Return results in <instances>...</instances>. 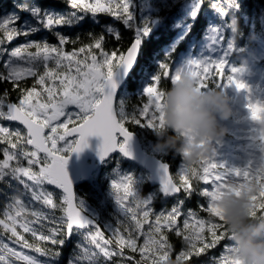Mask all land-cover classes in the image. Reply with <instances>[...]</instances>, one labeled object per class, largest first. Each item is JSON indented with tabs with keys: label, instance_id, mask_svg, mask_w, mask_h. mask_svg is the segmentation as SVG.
<instances>
[{
	"label": "snow or ice",
	"instance_id": "obj_1",
	"mask_svg": "<svg viewBox=\"0 0 264 264\" xmlns=\"http://www.w3.org/2000/svg\"><path fill=\"white\" fill-rule=\"evenodd\" d=\"M66 5V10L57 11L41 7L36 0H14L10 10L0 12V58H4L0 83L10 82L13 90H18L16 101L9 99L8 89L0 95V120L23 125V130L0 125V144L4 145L0 148L3 155L0 183L12 192L10 196L5 194L7 203L0 213V264H56L61 255L60 247L74 230L82 239L76 242L68 264H110L114 255L125 257V248L140 253V258L129 256L116 260L115 264H127V261L167 264L169 260L175 264H238L231 256L233 241L224 215L214 201L224 195L222 190L236 196L247 191L251 214L264 215V163L256 168H237L226 173L219 170L220 166L213 159V149L201 156L202 171L184 162L177 172L179 182L173 179L168 165H162V191L165 198L174 196V202L170 208L158 212L152 207V197L145 198L136 192L134 176L120 173L117 167L114 174L119 179H112V190L124 219H119L118 227H109L110 237H106L99 224L82 215L80 200L79 204L74 203V184L67 163L71 153H79L89 146L90 136L102 137L99 147L102 160L117 149L132 155L128 145L133 133L125 126L126 121L154 130L164 126V88H158L162 78L171 85L181 72L187 71L201 88L210 87L209 81L211 87L234 84L237 89L247 88V83L236 75L243 67L233 66L230 59L233 52L242 51L233 35L235 17L239 21V36H244L237 15L241 3L239 0H207V3L206 0H66ZM173 9L176 14L169 22V17L161 13ZM22 12L28 15L22 16ZM101 13L111 16L113 22L102 24L100 33L89 31L87 43L79 34L72 36L56 30L60 26L81 25L86 18L100 24L98 14ZM201 13L208 17L201 38L193 37L187 49L177 56V48ZM259 15L264 16V8ZM244 20L247 24V19ZM115 21L134 33L131 45L119 54L115 48L105 49L106 34L118 42L123 39ZM160 28L180 31L153 52L148 65L141 67L136 91L146 94L147 101L128 111L125 97L131 94L128 89L131 70L142 42L151 39ZM41 30L52 31L57 43H50L47 38H32ZM225 30L231 33L226 42ZM18 36H24L25 42L11 49L3 46ZM68 43L73 45L71 50H65ZM225 65L229 74L221 82L217 77ZM27 78H32L31 86H27ZM22 81L25 84L22 85ZM118 90L121 96L114 107ZM247 107L251 118L264 125V103L250 102ZM144 116L148 117L146 123L140 119ZM185 135L190 143H196L194 135ZM261 135L264 138V129ZM69 136L72 139H68ZM59 142L63 143L58 146ZM205 143L201 140L199 146L204 147ZM201 181L204 182L202 188ZM46 183L63 190L64 204L53 202V193L44 187ZM25 196L30 197L28 203ZM130 196L132 206L128 203ZM194 197L206 198V203H198L197 208L207 216L199 215V211L191 207L185 210ZM31 201H40L52 209L60 207L63 215L50 217L49 213L33 208ZM152 216L154 220L149 223ZM45 221L47 223H43ZM145 224H148L147 230ZM25 234H30L34 241L30 242ZM169 234H174L180 244L175 259L171 256L174 244ZM141 238L142 244L138 243ZM221 241H224L223 252L218 257H209L207 261L199 259ZM49 243L51 247L47 246ZM113 243L116 248L111 247ZM22 249H31L48 259L41 260ZM191 257L197 259L191 260Z\"/></svg>",
	"mask_w": 264,
	"mask_h": 264
},
{
	"label": "trees",
	"instance_id": "obj_2",
	"mask_svg": "<svg viewBox=\"0 0 264 264\" xmlns=\"http://www.w3.org/2000/svg\"><path fill=\"white\" fill-rule=\"evenodd\" d=\"M36 2L41 7L51 8L57 11H64L66 10V7H67L66 0H36ZM239 2L241 3V10L240 12L237 13V15L240 17V27L244 32V36L243 37L238 36L236 38V43L237 45L240 46L242 51L234 53L232 57H230L231 63L235 67H239L243 63L244 59L248 57L250 52L256 51V47H258L257 46L258 44L256 40H253V37L261 36L264 30V22H263L264 16L259 15L260 9L264 8V0H239ZM13 3H14V0H0V12H2L4 9L10 10L13 7ZM206 3H207V0H206ZM21 15L27 16L28 13L22 12ZM161 15L168 16L169 22H171V17L175 15V10L173 9L171 12L163 11ZM230 15H231V12L229 13V17H227L228 19H230ZM98 16L100 17V24H94L86 18V21L82 23L81 25H77L72 28L60 26L56 30L62 31L65 34L72 35V36L79 34L81 37V40L87 43L89 42L88 37H87V33L89 31L100 33L102 30L101 29L102 24L113 22V18L107 14L101 13V14H98ZM244 18L247 19L248 21L247 24L245 23ZM114 23H115V26L120 28L123 39L118 42L114 39V37L106 34L105 49L112 50L115 48L118 50V54H119V51H126V49L131 45L134 33L132 30L125 28L121 22L115 21ZM206 23H207V17L204 16L203 13H201L199 18L195 22L191 32L188 34L186 39L182 43H180L179 47L177 48L176 50L177 56L181 52H184L187 49L188 44L192 40L193 37H196L197 40L201 38L203 28L206 25ZM179 31L180 29L172 30V29L160 28L154 31L151 39H147L144 42H142V45L140 48V57L138 61V66L132 72V75L128 79V89H129V92L131 93L130 95L125 97L126 108L128 111H131L134 106H142V104L147 101L146 94L141 95L140 93L136 91L138 87L137 82L140 79L141 67L148 65L153 52L161 49L164 45L169 43ZM227 34H231L230 30L228 31ZM32 38H35V39L47 38L48 42L57 43V38L52 34V31H49V30H41L40 32L34 34ZM24 42H25V37L18 36V37H14L12 41L6 42V44L3 46L11 49ZM64 47H65V50H71L73 45L71 43H68ZM160 55L163 56V53L161 52ZM2 61L3 59L1 60L0 58V64ZM260 66L264 68V62H262ZM219 71L221 74L219 77H217V79H220L221 82H223V78L229 74L228 66L225 69L219 70ZM162 81H163L162 85H158V88L163 87L165 89L170 86L169 81L163 80V78H162ZM32 83H33L32 78H27L26 80L27 86H31ZM21 84L23 85L25 84V82L22 81ZM209 86L210 87L212 86L211 81H209ZM5 89L9 90V99L11 101H16L17 96H18V90H13L12 84L10 82L0 83V95L3 94V91ZM120 96H121V93L119 95L118 101L120 99ZM140 119L142 123H144L143 117H140ZM9 124L12 127L18 126V125H14L11 123ZM71 126L72 125L70 124V127ZM125 126L131 132L137 134L140 140L143 137L147 139H152V140L157 139V138H153L152 135H149L148 131L144 128V126L136 125L132 123L131 121H126ZM149 133H154V131L150 130ZM3 146H4L3 144H0V148H2ZM155 156L156 158L163 161L164 163H167L170 166L171 174L173 178L175 180H178V176L176 175V173L178 169L181 167V165L184 164L183 157L180 154H177L174 150H161L159 153H156ZM120 157H121L120 155L114 156L112 159L108 161V163H104L101 167L98 168L97 172L98 171L101 172L98 177L94 178L95 176H93L91 180L85 181L80 186L76 187L77 202L79 203V200L82 199L86 201L93 210H97L101 213L99 218H95L93 216L91 217L100 225L101 229L105 232L106 237H110V235H109L108 230L106 229V222L103 220V215L110 219L113 217H116L115 213L117 212L115 211V207L113 203L110 202L109 199L107 200V198H108V193L111 190L112 179H114V177L116 176V174H114L113 169L118 164V160L122 159V157L121 158ZM2 158H3V155L2 153H0V159ZM119 164L121 165L122 169L126 167H132V168H135V171L138 173L143 172V169L137 167L134 164L124 162V161L119 162ZM193 166L197 169L196 165H193ZM148 182H149V179L144 184H142L141 194H143V192L150 193L151 191H153L161 199L157 201V203L159 204V208H165V207L170 208L174 202V197L165 198L163 195L160 194V191L158 189L159 187L152 186ZM193 183L195 185V181H193ZM48 186H49L48 188L54 193L53 199L55 200V203L58 205L64 204L65 203L63 201L64 194L52 188L49 184ZM200 186L202 188V184H200ZM5 194L10 196L12 195V192L10 189L6 187L5 184L0 183V213L3 212L4 206L7 203ZM257 199H260L259 195ZM198 203H206V198L194 197L185 206V210L188 207L198 210L197 208ZM198 211H199V215L207 216V214L204 213L202 210H198ZM52 212H55V216L57 217L63 215V210L60 207L55 208L54 211ZM75 232L76 231L74 230V233H73L74 235L72 234L70 238L66 239L65 244L60 247L61 255L56 260L57 264H68L69 257L73 254V249L76 246L77 237H78L77 234H79L78 232L76 233ZM26 237L29 239L30 242L34 241L35 239L31 237L30 235ZM169 239L174 244V250L171 256L173 259H175L176 255L178 254L180 250V244L174 234H169ZM223 244H224V241H221V243L217 245L215 248L208 250L206 254H201L199 259L201 261H207L209 257H212V256L218 257L223 252ZM113 245L115 248L117 247L115 243H113ZM47 246L51 247V244L49 243ZM124 251H125V257L114 255L111 259L110 264H115L116 260L125 259L126 257H129V256H135L136 259L140 258V253L138 252L132 253L127 248H125ZM190 259L196 260L197 258L191 257ZM127 264H134V261H127ZM185 264H188V262H185Z\"/></svg>",
	"mask_w": 264,
	"mask_h": 264
},
{
	"label": "clouds",
	"instance_id": "obj_3",
	"mask_svg": "<svg viewBox=\"0 0 264 264\" xmlns=\"http://www.w3.org/2000/svg\"><path fill=\"white\" fill-rule=\"evenodd\" d=\"M234 37L240 33L238 18L233 17ZM242 90V89H241ZM164 126L155 129L157 150H174L190 166L213 150V142L222 139L228 129L222 121L233 115L231 97L224 88H201L187 71L163 89ZM186 133L194 135L190 143ZM205 141L204 147L199 141ZM214 201L224 215V223L232 237L231 256L238 264H264V215L251 214L249 193L236 196L226 190ZM167 264H175L169 260Z\"/></svg>",
	"mask_w": 264,
	"mask_h": 264
},
{
	"label": "rangeland",
	"instance_id": "obj_4",
	"mask_svg": "<svg viewBox=\"0 0 264 264\" xmlns=\"http://www.w3.org/2000/svg\"><path fill=\"white\" fill-rule=\"evenodd\" d=\"M174 10H175V14H176V9H174ZM207 19H208V17H207ZM263 22H264V20H263ZM228 31L229 30H225V42L227 41L228 37L231 35V34H227ZM253 40L257 41L258 47H256V51L250 52L248 57H246L244 59L243 63L239 66V67H243L244 70L242 72L236 74L237 78L244 80L248 85L247 88L242 89V90L246 91L245 99L242 103V106L245 108V111H241L240 108H238L236 106V102H237L236 101V95L232 94L229 91L230 85L227 87H223L227 91L228 95L231 97V104L233 107V115L228 120L222 121V124L227 127L228 131L222 139L213 142V147L215 149V155H214L213 159L220 166L219 170L226 172V173L232 172L234 169H237V168H240V169L256 168L260 164L264 163V138H262V135H261V129H264V125H262L260 122L255 121L251 118L250 111L247 107V105L250 102H252V103H255V102L264 103V68H262L260 66L261 63L264 62V30H263V33L261 36L253 37ZM234 53L235 52H233L232 55ZM81 55H83V54H81ZM97 58L100 59L98 50H97ZM2 59H4V58H1V60ZM2 66H3V61L0 64V70H3ZM227 66L228 65H225L224 69ZM209 71H211V69ZM254 73H255V75H254ZM231 86H235V85L233 84ZM247 91H251V94L247 95ZM151 110L152 109L150 108L149 111L151 112ZM147 118H148L147 116L143 117L144 123L147 122ZM61 119H63V118H61ZM9 123L10 122L7 120H0V125L12 127ZM13 127H19V126H13ZM69 127H70V125H69ZM144 128L148 131L149 135H152L153 138H157L154 129L149 128V127H145V126H144ZM150 130H153L154 133H149ZM62 143L63 142H59L58 146ZM156 143H157V139L152 140V139H147L144 137L141 138V144H142L143 151L145 153H147L148 155H151L155 158H156L155 154L159 153L161 151V150L156 149V147H155ZM65 154L68 155V153H65ZM122 161L126 162L125 159H123V158L119 159L118 164L114 167V169H116L118 167L120 173L132 174L136 180V184H135L136 192L141 196L143 195V197H145V198L152 197V207H153L154 211L158 212L159 210H161L162 208H159V204L157 203V201L161 200V199L159 198V196L155 192H153V191H151L150 193L149 192H146V193L143 192V194H141V192H142L141 186L146 181H148L149 174L147 172H145L144 170H143V172L138 173L135 171V168H132V167H126V168L122 169L121 165L119 164V162H122ZM201 163L202 162L199 161V163L196 164L198 171H202V168L200 167ZM182 167H183V165H181V167L178 169L177 172H179ZM114 169H113V171H114ZM100 173L101 172L98 171L94 175L95 176L94 178L98 177L100 175ZM176 175H177V173H176ZM114 179H119V176L116 175L114 177ZM179 180H180V178L178 176V180H175V181L179 182ZM259 183L260 182L258 181L257 187H258ZM200 184H202V187L204 186L203 181H201ZM44 187L48 191L52 192L48 188L49 187L48 183H46L44 185ZM158 189L160 191V188H158ZM160 194L163 195L161 193V191H160ZM255 194H257V197H258V193H255ZM53 197H54V193H53ZM24 199H25V202L28 203L30 200V197L25 196ZM108 199L110 200L111 203H113V205L115 207V211L118 213V214L115 213L116 217H113L114 219L113 218L110 219V218L103 215V220L106 222V229L108 230L109 235L111 236L112 233H111V230L109 229V227H111V228L118 227L119 226V223H118L119 219L120 218L124 219L123 211L121 210L119 204L117 203V201L115 199V195L113 194L112 185H111V190L108 193L107 200ZM80 201L82 202V205H83L82 210L85 213H87L90 216H93L95 218L100 217L101 213L99 211L93 210L86 201H84L82 199ZM131 201H132V197L130 196L129 200H128L129 206H132ZM53 202L55 203L54 199H53ZM31 206L33 208H36V209H39V210H42L44 212L49 213L50 217L52 215H55V212H52V211H54V209H52L50 206L44 205L40 201H31ZM118 215H119V217H118ZM153 220H154V216L150 217L149 223H152ZM43 223H47V222L45 221ZM49 226H51V225H49ZM147 227H148V224H145L144 225L145 230H147ZM25 235L28 236L30 234H25ZM77 235H78L77 241L81 240L82 239L81 236L79 234H77ZM4 239L7 242L6 236L4 237ZM142 242H143V238H141L138 241V243H140V244H142ZM11 246H16L19 248V246L15 245V244H12ZM111 247L115 248L114 245H111ZM22 250L28 252L29 254L37 255L38 258L41 260L48 259L47 257L40 256L38 253H35L31 249H22ZM20 264H22V262H20Z\"/></svg>",
	"mask_w": 264,
	"mask_h": 264
},
{
	"label": "water",
	"instance_id": "obj_5",
	"mask_svg": "<svg viewBox=\"0 0 264 264\" xmlns=\"http://www.w3.org/2000/svg\"><path fill=\"white\" fill-rule=\"evenodd\" d=\"M140 57V50L137 56V61L131 70L132 72L136 69L138 66V61ZM130 78V77H129ZM229 91L232 94L236 95V105L238 108L241 109V111H245V108L241 107L242 103L244 101L245 97V91L241 89H237L235 86H229ZM121 93V90H118L117 96L114 100V107L117 106L118 98ZM248 94H251V91H247ZM11 124L18 125L23 128V125H21L19 122L15 121H9ZM47 131V130H46ZM133 133V132H132ZM68 139H72V136H69ZM123 139V138H121ZM102 143V137L99 136H90L88 138V147H86L83 151L76 153L73 152L70 154V159L67 163V171L69 172V175L71 176L73 180V191L75 194L74 203H77V194H76V187L80 186L83 182L91 180L95 172L98 170L99 167H101L105 162L109 161L116 155H120L125 161L128 163L134 164L137 167L145 170L150 174L149 176V183H151L153 186H158L161 188V192L163 194L162 188H163V182L162 177L164 175V169L162 165H168L167 163H164L163 161L159 160L158 158H155L151 155H148L143 151L141 140L138 137L137 134L133 133L132 139L129 142L128 148L129 151L132 153V155L128 156L125 155L120 150H115L113 153L110 154L109 157L104 158L103 160L100 157L99 154V147ZM31 147V146H30ZM43 155V154H42ZM169 171L171 172V168L168 165ZM52 188L60 191L62 194H64L62 189H59L56 185L49 184ZM164 195V194H163ZM173 197V196H171ZM82 215L90 220L95 221L91 216H89L87 213H85L82 210ZM96 222V221H95ZM97 223V222H96ZM98 224V223H97Z\"/></svg>",
	"mask_w": 264,
	"mask_h": 264
}]
</instances>
